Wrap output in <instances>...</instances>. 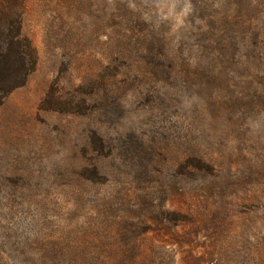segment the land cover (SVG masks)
Listing matches in <instances>:
<instances>
[{"label":"rangeland","instance_id":"1","mask_svg":"<svg viewBox=\"0 0 264 264\" xmlns=\"http://www.w3.org/2000/svg\"><path fill=\"white\" fill-rule=\"evenodd\" d=\"M25 34L41 60L0 108V264H264V0H30ZM146 34L158 55L177 54L181 77L140 90L122 78ZM118 35L133 52L118 61V103L103 86L85 115L41 109L55 82L67 97L104 84ZM161 131L173 142L162 143L163 163L133 166L138 137ZM102 153L112 182L94 186L84 168ZM196 155L214 171L183 170ZM120 188L141 202L103 208ZM130 203L137 219L110 231ZM195 210L205 218L172 213Z\"/></svg>","mask_w":264,"mask_h":264},{"label":"trees","instance_id":"2","mask_svg":"<svg viewBox=\"0 0 264 264\" xmlns=\"http://www.w3.org/2000/svg\"><path fill=\"white\" fill-rule=\"evenodd\" d=\"M29 2L30 0H0V108L14 91L27 84L30 76L37 70L40 64L41 58L39 51L31 39L25 34V20L29 10ZM116 5L117 3L115 1L113 6L115 7ZM123 39L122 35H118L111 40L113 43L117 42V44H111L109 47V76L105 79L107 81L104 84H97L93 81V91L89 92L86 82H83L77 86V90H74L71 97H67L62 95L63 84L60 81L55 82L42 101L41 109L62 113H81V115H85L86 110H88V100L86 97L88 95H97L99 97L103 86L106 87L105 91L113 97L112 99L114 101L116 100L115 102L118 103L119 99L117 97L114 98V95L123 87L119 79L120 76L123 75V68L118 61L122 59H133L131 44H127ZM125 39H128V36H125ZM157 41L159 40H156L147 34L138 40V42H141L139 43L141 46L137 48L136 60H138V62H135L134 65L132 64L135 66L133 70L129 71V76H131V74L132 76L129 77L127 75L126 78H122L125 84L131 81L134 86L139 85L141 87L140 90L150 85H154V87L158 89L160 88L161 83L181 77L180 74L174 76L176 70L179 72L174 66L178 64L179 58L177 57V54L173 52H168L166 54L165 52L163 56L161 54L158 55V53L155 52ZM199 65V62H189L187 67H191L193 71L189 69L188 71L195 75ZM151 69L155 72L154 77H150ZM163 89L164 86H161L160 92ZM95 91L97 92L94 94ZM148 93L150 92L148 91ZM93 101L97 102V100ZM108 106L109 104L104 107L106 113H108ZM101 133L102 132H97L96 135L97 137L100 135V138L98 137L99 139L95 140V144L99 145L96 149H102V146L106 149V146H104L103 143L107 142L108 136L105 132H103V134ZM135 134H138V132ZM144 137L145 136L138 137L134 149L130 150L133 151L131 152V157L134 162L133 166H145L146 164L149 166H155L162 164L163 162L160 158L161 155L159 156V152H162V143L173 142L167 139L162 131L160 133H155L148 139ZM119 138L121 145L120 147H117V149L120 155H124L126 154V151H129L127 148L131 141V137L128 133H122L119 135ZM146 149H149V151H146ZM142 153L143 158L140 159ZM106 156L107 155L104 156L103 153L98 156L99 159L95 162L94 169L89 170L88 168H84V171L87 173L92 171L91 174L88 173L89 178L85 177L91 185H107L112 182L108 180V176L105 175L106 170L104 165L106 158L104 157ZM136 157L139 158L137 164L135 163ZM145 159L148 163L144 161ZM216 166L217 165L214 166V163L209 162V159L201 155L192 156L187 162L181 164L183 170L189 171L188 173H191L190 175L193 178L197 176L198 172H201L204 169L214 171ZM116 194L115 198L111 197L109 199L106 198V200H101L103 208L106 209V207H112L113 209L114 202H119L126 197H132L135 202H141L142 199L141 196H138L139 194L136 195L129 193L122 188H120ZM121 209L122 212H119V215L116 216L112 227L110 228V231L114 230L115 233L122 231L126 222H134L137 219L136 215L138 214V210L133 203H130L129 208L121 207ZM219 210L220 209L217 208L216 214H220ZM152 213L153 211H149L148 214H141L143 215L142 219L145 223L148 222V216ZM172 213H174L176 217L191 215L192 218H195L198 221H200V218H205V215L198 210L190 212L191 214H186L181 211H174ZM176 220H178V218H176ZM97 231H101L100 227L97 228Z\"/></svg>","mask_w":264,"mask_h":264}]
</instances>
